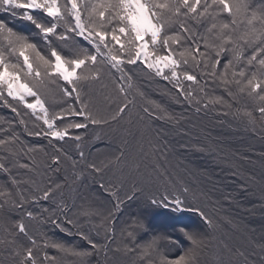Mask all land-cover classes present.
Here are the masks:
<instances>
[{
    "label": "snow or ice",
    "instance_id": "obj_1",
    "mask_svg": "<svg viewBox=\"0 0 264 264\" xmlns=\"http://www.w3.org/2000/svg\"><path fill=\"white\" fill-rule=\"evenodd\" d=\"M0 10L32 26L26 34L0 18V102L16 117L22 104L30 110L25 115L34 118L31 128L21 118L18 125L10 121L0 129L2 243L13 264H65L69 256L72 264H92L93 258L96 264H206L205 254L212 249L213 264H256L229 243L226 226L235 230L238 225L222 215L217 186L209 189L200 179L211 180L208 168L192 158L207 157L215 167L225 166L232 178L238 175L235 163L210 139V131L206 144L193 140L181 130L182 113L170 111L167 102L151 99L139 86L133 92L132 69L142 64L149 75L174 83L177 94L169 99L195 105L197 113L201 106L219 107L227 108L220 115L235 121L254 126L255 112L264 121V0H66L64 5L0 0ZM102 80L123 99L110 103L95 94L93 87ZM185 81L203 85L198 91L185 89ZM53 85L73 103L60 106L67 101L57 99ZM210 86L223 94L210 97ZM137 96L143 101L137 114L141 122L177 131L151 129L150 153L141 145L142 159L125 152L126 139L98 158L90 135L103 142L102 136L139 132L143 139L144 130L134 131L131 120L129 127H119L136 107ZM21 125L28 137L47 145L26 146L15 131ZM81 130L83 135H73ZM37 154H42L39 161ZM238 187L240 195L247 194L244 183ZM92 190L102 193L110 207L98 206L88 195ZM223 200L232 203L231 193ZM132 204L138 211L122 221ZM161 209L196 219L190 225L175 221L170 231L160 232L148 217ZM255 247L264 264V242ZM169 248L180 255H171ZM48 249L58 255L50 256ZM37 252L44 253L42 260Z\"/></svg>",
    "mask_w": 264,
    "mask_h": 264
},
{
    "label": "trees",
    "instance_id": "obj_2",
    "mask_svg": "<svg viewBox=\"0 0 264 264\" xmlns=\"http://www.w3.org/2000/svg\"><path fill=\"white\" fill-rule=\"evenodd\" d=\"M79 3V0H77ZM66 0H58V4L64 5ZM0 18H3L10 22V26H13L17 30L25 31L26 34L32 33V26L23 20L13 19L10 15L5 13L3 10H0ZM121 42L124 41V37L119 33H116ZM110 39V37H109ZM40 47H43V42L36 39ZM119 47V44L116 45ZM166 52H161L160 54L164 55ZM15 62V61H13ZM22 64V60H21ZM133 74V92L136 91L135 86L142 88L146 95L151 99L160 100L167 102L170 106V111L176 113H182L185 117L181 121V130H187L190 133V138L193 140H198L201 144H206L208 140L205 139L206 133L211 132L210 139H213L217 146L222 150V154L225 155L229 162H234L236 165V170L238 175L236 178H232L228 172L229 170L225 166L215 167L209 162L207 157H195L192 158L196 165L205 166L208 168L209 175L211 180L204 179L201 177L202 183L209 189L214 188L215 198L221 201L222 215H227L233 218L234 222L238 225L237 229H232L229 226H226L227 239L230 244L233 246L240 247L246 254H249V259L256 261V264H259L260 261V251L255 245L264 242V121L259 117V113H254V119L256 121L255 125H249L243 122L235 121L231 116L224 117L219 113L227 111V108H215V109H204L201 106V111L197 113L195 111V105L189 107L187 102L184 105H177L169 99L170 96H175L177 94V87L174 83H169L164 81L160 77H155L149 75L148 72L144 69L143 65H137L132 69ZM23 81V80H22ZM27 82V81H24ZM107 80H102L93 87V92L99 96H102L105 99H108L111 103L113 100L120 101L123 98L117 97L112 91L111 85L108 84ZM203 85V81L200 82V85L190 84L185 81L183 87L188 89L189 87L194 90L199 89ZM31 86V85H30ZM63 86V82L59 83V87ZM54 90L58 92V100H66L67 104H61L62 107H67L71 105L73 101L67 97H62V94H59V87L57 85L52 86ZM168 93V95H164ZM220 89H215L214 93L209 87V96L212 95L219 96L222 95ZM131 99V96L129 97ZM11 100V98H9ZM143 101L139 96L136 97V107L131 109V115L125 113L124 119L120 121L119 127L127 128L129 127V120H131V127L134 131L137 129L144 130L143 139H141L139 132L136 136H127L121 137L117 134L115 137L102 136L100 141H96L90 135L88 137L89 141L92 144L96 145L97 149L100 152L98 158H102V154L112 151L115 149L121 142V140L126 139L127 144L124 148L125 152L130 156V158L142 159L140 152V146H143V151L150 153L149 140L155 135L151 131L153 128L164 127L169 132H176V129H169L167 125H161L155 123L151 125V128L148 127L149 122L147 120L141 122L138 119V112L140 111ZM49 106L50 105H46ZM78 107V105H77ZM115 107V105H113ZM19 110L21 111V117H16L15 113H12L9 108L3 105L0 102V129H7L9 122L12 121L14 124L18 125L21 118L25 119L28 123L29 128L32 127L34 118H30L29 115H25V112H30L26 110L24 106L19 105ZM248 110H251L249 108ZM15 131L20 134V139L25 143L26 146H31L34 143H39L47 145V140L28 137L23 131V126H18L15 128ZM83 131L74 132L73 135H83ZM0 138H3L0 135ZM180 137L177 136L176 139ZM185 139H189L186 137ZM62 143V142H60ZM65 148L74 149V145L67 144L64 145ZM48 151H51V148H48ZM87 151V148L85 149ZM244 156H247L248 159H243ZM28 158L24 157L23 160L26 161ZM36 159L39 161L42 159V154H37ZM23 162V161H22ZM145 163H150V159L144 161ZM187 163V162H186ZM254 178V179H252ZM3 183V180L0 179V184ZM239 183H244L248 192L245 195H240V189L238 187ZM231 193L232 203H228L223 200L225 195ZM88 195L96 198L98 206L110 207L106 197L95 190H92ZM138 211L137 205H129L125 209L124 216L121 217V220L128 218L129 214L136 213ZM195 217L191 216L189 213H179L173 214L169 213L166 210H155L148 217V220L151 222L152 227L160 232H167L171 230L172 224L175 221L181 223L191 224L195 221ZM119 227V226H118ZM11 231V229H9ZM37 242L41 246L44 241L40 237V233H35ZM174 235H178L175 234ZM5 238L4 224L0 221V264H13L12 259L8 256V253L5 251V247L2 241ZM11 239V237H8ZM57 239L61 238V234L57 233ZM70 243H75L81 246H86L82 244L81 241L68 238ZM183 240V238H180ZM187 247V243L184 244ZM168 251L173 256L180 255V251L177 249L169 248ZM49 255H58L55 250L48 249ZM252 252H255V255H250ZM43 252H37L36 255L38 259H43ZM215 256V249L210 250L205 254L204 260L206 264H213V258ZM102 260V256H101ZM73 258L67 257L65 264H72ZM92 264H96V259L93 258Z\"/></svg>",
    "mask_w": 264,
    "mask_h": 264
},
{
    "label": "rangeland",
    "instance_id": "obj_3",
    "mask_svg": "<svg viewBox=\"0 0 264 264\" xmlns=\"http://www.w3.org/2000/svg\"><path fill=\"white\" fill-rule=\"evenodd\" d=\"M151 50V49H150ZM165 71H167V70H165ZM169 75H170V73H169Z\"/></svg>",
    "mask_w": 264,
    "mask_h": 264
}]
</instances>
